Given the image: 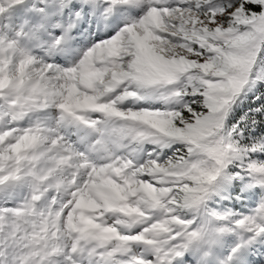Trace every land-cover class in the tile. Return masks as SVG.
Returning a JSON list of instances; mask_svg holds the SVG:
<instances>
[{
    "label": "snow or ice",
    "instance_id": "obj_1",
    "mask_svg": "<svg viewBox=\"0 0 264 264\" xmlns=\"http://www.w3.org/2000/svg\"><path fill=\"white\" fill-rule=\"evenodd\" d=\"M0 264H264V0H0Z\"/></svg>",
    "mask_w": 264,
    "mask_h": 264
},
{
    "label": "rangeland",
    "instance_id": "obj_2",
    "mask_svg": "<svg viewBox=\"0 0 264 264\" xmlns=\"http://www.w3.org/2000/svg\"><path fill=\"white\" fill-rule=\"evenodd\" d=\"M255 259V258H254Z\"/></svg>",
    "mask_w": 264,
    "mask_h": 264
}]
</instances>
